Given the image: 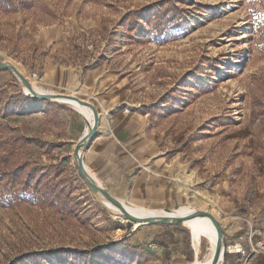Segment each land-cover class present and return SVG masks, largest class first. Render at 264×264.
Instances as JSON below:
<instances>
[{"label":"rangeland","instance_id":"374dc122","mask_svg":"<svg viewBox=\"0 0 264 264\" xmlns=\"http://www.w3.org/2000/svg\"><path fill=\"white\" fill-rule=\"evenodd\" d=\"M0 59L49 94L89 101L94 75L120 89L123 113L155 134L179 198L137 206L192 207L239 232L264 227V0H0ZM24 92L0 69V124L24 139L12 160L26 172L6 183L23 198L42 176L53 204H0V264L196 260L188 229L129 228L102 204L73 156L86 118L53 100L26 102ZM210 249L203 239L200 261Z\"/></svg>","mask_w":264,"mask_h":264},{"label":"crops","instance_id":"0c3cea01","mask_svg":"<svg viewBox=\"0 0 264 264\" xmlns=\"http://www.w3.org/2000/svg\"><path fill=\"white\" fill-rule=\"evenodd\" d=\"M86 86L87 102L98 104L100 115L98 130L84 152L87 171L93 173L112 196L128 204L146 207L176 204L179 200L174 194L176 191L168 186L171 165L147 122L140 116L123 113L120 89L105 78L94 75ZM222 226L226 242L244 236L248 231L239 232L242 229L239 224L230 230ZM168 236L159 234L166 244L164 238ZM240 263L241 258L235 255H227L224 262ZM248 264H264V257Z\"/></svg>","mask_w":264,"mask_h":264},{"label":"water","instance_id":"95a60500","mask_svg":"<svg viewBox=\"0 0 264 264\" xmlns=\"http://www.w3.org/2000/svg\"><path fill=\"white\" fill-rule=\"evenodd\" d=\"M0 69L1 70H7L11 72L22 84L23 88H27L29 93H25L27 96H29L31 99L34 100H45V101H52L56 98H67L69 100L75 101L80 103L81 105L91 109L94 114V124L92 126H89V131L83 136L79 142L77 143L75 149H74V159L76 162L77 170L90 190V192L101 201V198L106 199L108 202H110L112 205L117 207L122 215L119 216V218H124L128 221L129 228H132L136 223L140 225H162V226H176V227H183V218L180 217H162V218H138L131 213H129L123 204L114 196H112L104 187L100 186L96 180L89 174L87 171L85 165H84V152L91 140V138L95 135V133L98 130L99 124H100V115L95 107L90 102L82 101L78 99L75 96H63L61 94H43V93H37L33 90V87L20 72L19 70L12 64H9L7 62H4L0 59ZM88 126V125H87ZM102 203V201H101ZM103 204V203H102ZM191 219L196 217H206L211 220L213 225L216 228L217 231V244H216V250L214 254V259L212 264H224L226 259L225 254V236H224V230L221 225V223L215 218L214 215L208 212H196L195 214L189 216ZM184 228V227H183Z\"/></svg>","mask_w":264,"mask_h":264},{"label":"bare ground","instance_id":"6f19581e","mask_svg":"<svg viewBox=\"0 0 264 264\" xmlns=\"http://www.w3.org/2000/svg\"><path fill=\"white\" fill-rule=\"evenodd\" d=\"M229 61L226 63L224 68L222 69V74H226L229 72ZM33 87V90L37 93H43V94H49L48 91H45L44 89L36 86L35 84H31ZM25 93H29L27 88L24 87ZM79 99V98H78ZM81 100V99H80ZM54 102L67 104L69 105L75 112L78 114H81L86 118L88 121L89 126H92L94 124V114L93 111L83 105H81L78 102L69 100L67 98H57L53 99ZM89 131V127L84 132L83 136ZM82 136V137H83ZM85 165V164H84ZM86 167V166H85ZM87 169V167H86ZM89 174L96 180V182L102 186V184L95 178L94 174L89 171ZM103 187V186H102ZM101 201L103 204L107 205L108 208L111 210V212H114L115 214L122 215L121 211L112 205L110 202H108L106 199L101 198ZM120 201V200H119ZM125 209L131 213L132 215L138 217V218H162V217H180L183 218V227L188 229L190 231L191 239H192V246L195 250L196 254V260L192 263L188 264H212L214 259V254L216 250V244H217V231L213 223L210 219L206 217H196L191 219L189 216L195 214L198 212L196 209L192 207H183L177 212H167L165 210H147L143 207L134 205V204H128L124 203L123 201H120ZM135 225H138L136 223ZM205 239L210 244V253L204 258L203 261H200L199 258V248L201 241Z\"/></svg>","mask_w":264,"mask_h":264},{"label":"trees","instance_id":"16d2710c","mask_svg":"<svg viewBox=\"0 0 264 264\" xmlns=\"http://www.w3.org/2000/svg\"><path fill=\"white\" fill-rule=\"evenodd\" d=\"M180 18L175 20L173 24L174 27H178ZM19 98H12L10 102L7 103V108L13 110L14 100ZM26 102L33 99L24 98ZM37 102V100H33ZM43 102H46L43 100ZM24 139L21 137L10 136L6 133L5 128L0 124V204L10 201L12 198L14 200H22L24 205H38L39 207L46 208L48 205L53 204V195L51 191L45 188L43 183L42 176L34 175V180L36 181V186L34 187L33 193L25 195L23 198H20L17 190H11L8 188L6 181H15L19 176L22 177L25 175V165H15L13 164V158L15 156L14 149L21 148V143ZM20 186H22L20 184ZM13 192V193H10ZM184 229V228H183ZM192 262V260H189Z\"/></svg>","mask_w":264,"mask_h":264},{"label":"built area","instance_id":"2783aa9c","mask_svg":"<svg viewBox=\"0 0 264 264\" xmlns=\"http://www.w3.org/2000/svg\"><path fill=\"white\" fill-rule=\"evenodd\" d=\"M225 254L239 256L240 264H248L264 257V227L256 229L250 226L244 236L225 242Z\"/></svg>","mask_w":264,"mask_h":264}]
</instances>
